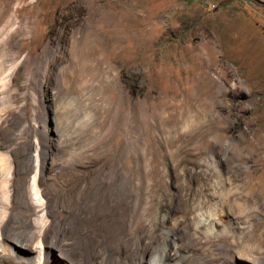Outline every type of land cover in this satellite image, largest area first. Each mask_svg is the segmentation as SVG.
Instances as JSON below:
<instances>
[{
	"label": "rangeland",
	"instance_id": "obj_1",
	"mask_svg": "<svg viewBox=\"0 0 264 264\" xmlns=\"http://www.w3.org/2000/svg\"><path fill=\"white\" fill-rule=\"evenodd\" d=\"M11 65L0 81V156L12 163L4 239L37 215L28 192L45 121L39 184L61 226L78 213L74 258L94 248L103 218L88 225L65 179L85 188L98 168L106 182L118 163L133 182L142 155L146 178L166 191L144 194L142 242L116 254L133 261L150 242L166 244L165 264H264V0H0V78ZM57 250L49 264H76ZM0 264L26 262L5 252ZM30 264H46L44 249Z\"/></svg>",
	"mask_w": 264,
	"mask_h": 264
},
{
	"label": "bare ground",
	"instance_id": "obj_2",
	"mask_svg": "<svg viewBox=\"0 0 264 264\" xmlns=\"http://www.w3.org/2000/svg\"><path fill=\"white\" fill-rule=\"evenodd\" d=\"M50 51V49H47L45 53L47 58L50 55ZM12 69L13 66L11 65L1 76L0 81L3 85H7L10 82ZM56 81L57 83L63 81V74H61L60 70L56 73ZM53 90L54 94L58 97L59 88L54 87ZM43 124V127L39 130V139L36 149L38 169L33 177L30 191L28 192V204L35 209L37 215L34 218H25L19 224L17 223L16 233L19 234V239L11 238V236H5L4 239L2 228L7 223L9 211L6 210L4 212L0 219V236L3 235L4 239L3 241H1L2 239L0 240V254L7 252L18 261L22 259L26 264H30L42 258L44 249L46 264H49L51 251L57 247V251L60 255L66 256L70 260H74V262L76 261V264H95V262L92 261L94 254H99L101 256L102 264H143L144 259L147 257L155 258L156 261L154 264H165L164 258L169 256L166 250V244L163 245L161 250H157L150 242L143 245L142 250L138 252V256L133 261L129 260L126 255L123 254L120 256L112 250V247L116 245L118 249L124 251V247H127L129 244L132 245L141 241L143 236L141 234L142 230L140 232L138 231L143 226L141 218L146 217L150 208L148 207L149 202L144 199V194H146L148 190L154 189L159 190L158 192H160L162 196L166 191L165 187L155 188L153 180L151 178L147 179L148 177L146 178V175H150L151 171L143 168L142 162H140V157H142V155H137V167H139L137 172L139 173V178L137 177L138 179L133 182L128 177L127 171L118 163L110 164L106 182L104 179L106 176L98 175V168L88 170L87 173L84 174L85 188L81 186L80 178L65 179L63 185H68L67 190L69 191V196L76 199L75 202L77 201L76 203H79L77 206L82 213L90 215L88 225L92 228L96 225V221L99 218H103V224L91 238L94 248L89 251L86 257L79 256L78 259L73 257L72 253L79 248L81 243V235L78 234L80 227H74L78 213L70 215V218L65 221L64 226H61L60 221L56 218L58 208L57 200H48L46 191H43L39 184L44 177L45 164L48 158V134L45 128V121ZM71 154L77 155L78 151H74ZM69 164H73V161L70 160ZM11 170L12 163L9 154L1 155L0 171H3L4 176L1 180L0 188L3 192L2 202L5 206H7L10 201ZM88 201L95 204L89 207L86 205ZM129 201L132 202V205L126 204L129 203ZM68 209L69 212L72 213L73 208L70 204ZM68 229L71 231L72 235L66 237V230ZM153 229L154 223L147 226L142 233H145V235H152ZM125 232L127 233L125 234ZM102 234L107 242L99 246L97 242ZM122 239L124 240L122 241ZM42 244H44V246H42ZM96 252L98 254H96Z\"/></svg>",
	"mask_w": 264,
	"mask_h": 264
}]
</instances>
